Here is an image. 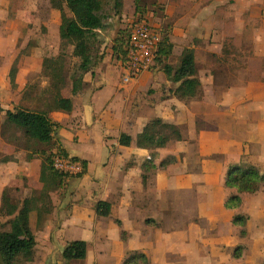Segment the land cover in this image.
<instances>
[{"label":"crops","instance_id":"crops-1","mask_svg":"<svg viewBox=\"0 0 264 264\" xmlns=\"http://www.w3.org/2000/svg\"><path fill=\"white\" fill-rule=\"evenodd\" d=\"M227 1L157 0L162 4L164 14L173 22L171 35L185 41L184 48L194 50L196 63L198 56L196 44L200 42L210 44L213 41L214 37L210 31L215 27V20L220 21L224 14L217 13V10L222 9ZM5 12L6 10H1V25ZM7 22L10 20H5V23ZM105 30L101 32L104 33ZM10 35L8 37L12 39L17 36L18 41L21 37V34ZM13 41L12 46L15 45ZM171 41L176 48L177 44L172 39ZM33 49L34 47L27 56L21 58L19 66L24 59L32 60L37 56ZM19 53L20 50L16 57ZM1 55H4L2 50ZM212 55L215 53L210 52L211 57ZM14 60L9 63L10 67ZM106 61L104 58L96 68L85 75L87 86L81 94L71 98L73 101L71 113L51 114L52 119L61 124L54 134L61 147L69 156L85 160L87 165L81 177L69 180V190L62 199L57 200L52 195L53 209L48 216L38 219L36 212L29 213V228L36 245L35 257L27 264H71L73 260H64L62 252L69 242L76 240L86 243L85 258L89 255L91 264H123L124 259L132 253L143 254L147 264H206L199 260V246L205 249L202 258L217 256L219 259L226 251H231L234 263L241 264L242 252L239 258L233 257L234 249L241 245L239 232L242 228L232 224L233 216L238 213L223 206L225 199L234 193L223 186L227 165L243 158L248 159L249 155L248 146L243 145L237 135L238 122L231 125V134L223 137L216 146L212 145L218 140V134L211 131V128L214 127V123L219 126V121L203 112L181 105L182 100L169 94L172 86H168L170 83L168 80L167 85L160 82L162 84L159 89L166 86V90L158 92V95H161L157 99L154 98L156 92L141 96L145 81L153 77L148 71L135 78L137 86L128 98L121 96L120 100H117L116 91L108 92L107 95L110 97L103 99V102L101 98L102 105L98 107L96 100L100 99L99 94L105 86L106 72L103 66L107 64ZM8 69L9 66L6 74ZM17 74L19 77L20 73ZM98 78L101 81L99 83ZM156 82L154 80L148 82L147 87L153 89ZM15 84L19 97L14 94V103L19 100L26 85L16 81ZM202 99L201 97L199 101ZM221 100L223 102L221 104H224L225 98ZM192 101L194 100L186 102ZM207 101L216 104L220 98H208ZM112 102L116 103L114 111L110 108ZM200 115L205 123L198 128L194 119ZM186 116H189L191 128L188 127L190 131L193 130V136H190L185 127L181 128L180 119ZM154 118L178 126L183 140L155 151L153 156L155 164L168 156L174 157L175 162L165 169L156 171L143 184L141 165L150 157L151 152L137 148L134 142L127 147L121 146L118 138L121 134H126L134 140L143 127ZM115 120L117 129L113 124ZM105 121L112 123L107 124ZM248 130L251 129H245V132L250 133ZM63 141L86 145L95 141L100 142L103 149L99 150L103 153L102 161L93 164L84 153L78 151L74 154L69 153ZM90 149H87V152ZM120 149H124L128 156L122 155ZM1 153L13 154L16 158L15 161L1 165V191L7 186L21 187L20 195L24 198L30 190L41 187V158L25 161L22 152L15 153L13 147L2 140ZM108 165L113 168L108 178L103 180L92 178V170H95L99 177ZM99 180H102L100 183L102 189H95L93 181ZM217 192L222 198L216 202L214 193ZM225 192L230 194L226 196ZM98 201L110 203L108 217L95 214L94 206ZM221 207L224 208L223 212ZM199 223L205 225L199 226L197 225ZM224 259H227L228 263L232 261L230 258ZM218 262L215 260V264Z\"/></svg>","mask_w":264,"mask_h":264},{"label":"trees","instance_id":"trees-1","mask_svg":"<svg viewBox=\"0 0 264 264\" xmlns=\"http://www.w3.org/2000/svg\"><path fill=\"white\" fill-rule=\"evenodd\" d=\"M125 3L126 0H49L50 10L59 13V51L55 56L44 57L40 69L37 70L38 77L44 78L45 85L39 88L36 83H26L19 100L14 103L13 109L4 111L3 121L0 122L1 140L12 146L15 153L22 152L25 161L42 159L41 187L30 190L23 198L20 195L21 187L7 186L1 191L0 186V264H27L33 261L36 242L29 228V213L36 212L38 219L48 216L53 209L52 195L57 200L62 199L69 190V180L81 177L86 171L87 162L69 156L55 138L54 134L61 124L54 121L51 114L72 112L73 101L62 95L60 80L65 77L69 79L72 96L84 91L87 86L85 75L96 68L106 56L100 49L102 40L99 33L107 28L108 19L122 17ZM132 5L140 21L144 19L145 12L163 9L157 0H132ZM7 10L8 7L3 23L5 20H12ZM158 31L162 39L158 43L154 62L148 71L156 65L161 66L166 79L174 85L169 89L171 96L182 101L197 100L201 82L197 77L194 50L184 48L177 55L176 64L172 66L168 60L172 53L174 54L175 44L170 39L169 25L163 29L159 28ZM130 37L131 27L119 28L111 46L113 57L121 65L127 61ZM29 53L30 44L25 52L18 54L12 64L9 71L12 88H16L15 77L19 61ZM218 62L217 66L220 68L226 61L221 57ZM182 140L183 135L178 126L154 118L143 127L134 140L129 135L121 134L118 143L127 147L134 142L137 148L151 152L150 157L141 165V179L145 184L156 171L165 169L175 162L174 157L168 156L155 164L153 157L155 151ZM56 158L80 164L81 173L69 174L54 169L53 161ZM15 160L13 154L1 153L0 175L1 165ZM242 160L230 163L226 168L223 186L234 191L224 201L223 206L227 210L239 209L242 205V195L264 192V171L261 172L255 165ZM94 210L97 216L108 217L111 205L105 201H98ZM247 219L239 214L232 218V224L242 228L240 236L245 235ZM117 223L120 225V222ZM241 248L238 246L234 249V258L241 256ZM85 255L86 243L78 240L69 242L62 252V257L66 261L83 260ZM123 264H147V260L143 254L132 253L124 259Z\"/></svg>","mask_w":264,"mask_h":264},{"label":"rangeland","instance_id":"rangeland-1","mask_svg":"<svg viewBox=\"0 0 264 264\" xmlns=\"http://www.w3.org/2000/svg\"><path fill=\"white\" fill-rule=\"evenodd\" d=\"M126 3L122 17L108 19L106 21L108 26L105 32L99 33L100 40H102L100 49L106 55L107 64L103 66L106 72V79L104 89L99 94L101 97L96 100V106L98 107L102 105L103 99L110 97V95H107L108 92L112 93L116 91V99L120 100L121 96L128 98L131 91L137 86L135 78L130 79L128 84L122 83V78L127 74L126 70L111 53V46L117 36L118 29L124 27L130 29L134 23L140 21L138 15L134 13L132 0H126ZM6 5L8 7L7 12L12 20L7 23L4 22L0 26V122L3 121L5 110L13 109L14 94L16 93V96L18 95L19 97V94L16 92L17 85L16 88H12L9 77V71L12 67V65L10 67L9 63L14 60L18 51L20 50L22 54L30 44V49L34 47L33 50L37 52V56H34L32 60L24 59L20 63V66L18 65L17 75L19 73L20 75L19 77L16 76L15 81L22 84L36 83L39 88H42L46 82L44 78L38 77L39 73L33 71L40 69V60L42 58L55 56L59 51V13L50 10L49 0H6V2L0 0V10H6ZM217 13L224 14L220 21L215 20V27L210 31L214 37L213 41L210 44L204 42L196 44L198 52L197 77L202 86L197 96L198 99L192 101V103L183 101L181 105H185L194 111L203 112L214 120L219 121V126L217 123H214V127L211 128V131L218 134V140L212 143L214 146L223 137L231 134V125L238 122L237 135L241 138L242 144L248 146L249 149L248 159L243 158L242 161L255 165L259 171L263 172L264 0H228L222 9L217 10ZM141 21L146 22L155 29H163L166 25H169V31L171 32L172 30L173 22L164 14V8L162 10L151 9L145 12L144 19ZM13 33L17 35L21 34L19 41L17 36H15L17 39L15 37L14 39L8 37ZM170 39L177 44L174 54L172 53L171 58L168 60L174 66L177 62V55L184 48L185 41L183 42L181 39L175 37V35L173 36V34L170 35ZM12 41L15 44H13L14 46L11 45ZM1 50L4 55H1ZM225 51L226 53H224ZM210 52H214L216 57H211ZM221 57L225 58L226 62L220 65L219 68L217 66L219 63L218 59ZM37 58L39 59L37 60ZM8 66L9 69L6 74ZM148 72L153 77L149 81H145L146 84L142 87V92L145 94L141 93V96H148L156 92L157 94L154 95V98L157 99L161 95H158V92L166 90V86L163 89H159L162 84L160 82L166 83L167 79L159 65H156ZM152 80L157 81L155 86L153 85V89L147 87L148 82ZM99 82H101L100 78H98ZM168 86L174 87L171 83ZM59 87L62 95L69 98L73 97L70 93V81L68 78L61 79ZM201 97L203 99L199 101ZM139 98L137 97V99ZM208 98H220V101L213 104L207 101ZM222 98H225L224 104H221L223 103ZM130 101L131 99L128 101V105ZM115 106L116 103L112 102L110 108H113L114 111ZM201 118L202 116L200 115L194 119L198 128H201V124L205 123ZM105 122L107 124L112 123L109 121ZM180 123L181 128L184 129L185 127L190 136H193V130L190 131L189 129V116L181 118ZM113 124L117 129L116 120ZM245 129H251L248 130L250 133H246ZM259 142L262 144H259ZM63 144L69 153L74 154L76 151L84 153V156L90 159L93 164L102 161L103 153L99 152L102 148V146L100 147V142L95 141L86 145L84 143L63 141ZM89 148L91 149L87 152ZM119 152L125 157L128 156V153L124 149H120ZM112 169L108 165V168L99 177L96 171L92 170V178H101L102 180L108 178ZM102 180H99V182L93 181L95 189H102L100 185ZM218 194V192L214 193L216 202L219 198H222ZM225 194L228 196L230 193L225 192ZM242 200L241 207L236 211L239 215L248 219L244 227L246 233L240 238L241 245L239 246L242 247L243 253L241 264H264V192L255 195H242ZM223 210L224 208L221 207V212ZM197 225L201 226L205 224L199 223ZM204 250L199 246V260H203L206 264H215V260L219 261L218 264H231V262L235 264L234 260H232L231 251H226L224 256L222 255L218 259L217 256L202 258ZM224 258H230L232 261L228 263V260ZM71 264H91V260L89 259V255H87L84 260H73Z\"/></svg>","mask_w":264,"mask_h":264},{"label":"built area","instance_id":"built-area-1","mask_svg":"<svg viewBox=\"0 0 264 264\" xmlns=\"http://www.w3.org/2000/svg\"><path fill=\"white\" fill-rule=\"evenodd\" d=\"M160 33L144 21H137L131 26V37L127 51V61L122 67L126 70L123 83L136 78L148 71L154 62L158 43L161 41ZM54 169L69 174L81 173L82 167L78 163L56 158L53 161Z\"/></svg>","mask_w":264,"mask_h":264}]
</instances>
